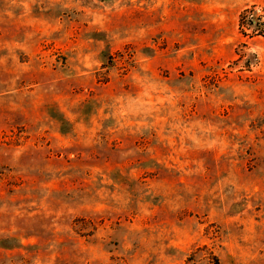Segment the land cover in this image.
<instances>
[{
  "label": "rangeland",
  "instance_id": "1",
  "mask_svg": "<svg viewBox=\"0 0 264 264\" xmlns=\"http://www.w3.org/2000/svg\"><path fill=\"white\" fill-rule=\"evenodd\" d=\"M0 264H264V0H0Z\"/></svg>",
  "mask_w": 264,
  "mask_h": 264
},
{
  "label": "trees",
  "instance_id": "2",
  "mask_svg": "<svg viewBox=\"0 0 264 264\" xmlns=\"http://www.w3.org/2000/svg\"><path fill=\"white\" fill-rule=\"evenodd\" d=\"M260 17L259 16H257L255 13H252L251 14V18L250 19H248V22H247V24H256V23H260ZM244 24H246V22H244V21H242V25H244Z\"/></svg>",
  "mask_w": 264,
  "mask_h": 264
}]
</instances>
